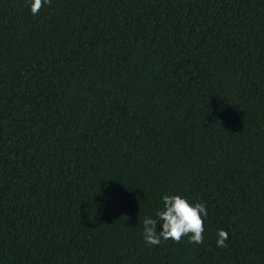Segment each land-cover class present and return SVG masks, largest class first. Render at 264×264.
Masks as SVG:
<instances>
[{
  "label": "trees",
  "instance_id": "trees-1",
  "mask_svg": "<svg viewBox=\"0 0 264 264\" xmlns=\"http://www.w3.org/2000/svg\"><path fill=\"white\" fill-rule=\"evenodd\" d=\"M31 2L0 0V264H264V0ZM164 195L203 244L145 243Z\"/></svg>",
  "mask_w": 264,
  "mask_h": 264
},
{
  "label": "clouds",
  "instance_id": "clouds-1",
  "mask_svg": "<svg viewBox=\"0 0 264 264\" xmlns=\"http://www.w3.org/2000/svg\"><path fill=\"white\" fill-rule=\"evenodd\" d=\"M52 0H32L31 13L37 15L44 5H50ZM164 210L156 213L155 217H145L143 220V236L149 246H157L162 240H172L180 243L182 238L189 236V243H204V218L208 211L204 203L192 205L180 195H164ZM162 222V223H161ZM162 230H157V225ZM217 247L226 248L229 233L223 229L217 233Z\"/></svg>",
  "mask_w": 264,
  "mask_h": 264
}]
</instances>
